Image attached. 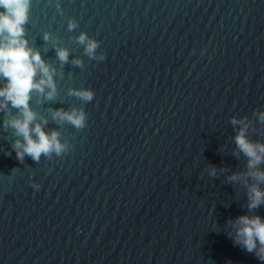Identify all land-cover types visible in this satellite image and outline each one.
Wrapping results in <instances>:
<instances>
[{
  "label": "water",
  "instance_id": "water-1",
  "mask_svg": "<svg viewBox=\"0 0 264 264\" xmlns=\"http://www.w3.org/2000/svg\"><path fill=\"white\" fill-rule=\"evenodd\" d=\"M23 28L55 69L29 106L66 150L17 160L0 109V264H264L235 243L238 217L264 219V161L235 142L264 144V0H30Z\"/></svg>",
  "mask_w": 264,
  "mask_h": 264
},
{
  "label": "clouds",
  "instance_id": "clouds-1",
  "mask_svg": "<svg viewBox=\"0 0 264 264\" xmlns=\"http://www.w3.org/2000/svg\"><path fill=\"white\" fill-rule=\"evenodd\" d=\"M29 6L30 0H0V82H2L0 83V109H6L10 103L12 107L19 110L18 118L4 122L23 138V142L17 140L13 145L19 161H22L26 155L34 161H39L41 154L60 155L66 150V145L59 140L57 131L46 133L42 127L45 121L35 123L36 113L29 106L33 90L45 93L49 99L55 93L53 80L55 69L41 58L38 51L29 47L27 40L24 39L23 25L28 19ZM68 26L73 28L75 25L70 22ZM44 38L48 39L47 34ZM77 39L85 45L86 53L94 57L98 41L89 38L85 33H81ZM200 54H204L203 49ZM68 55L66 49H57L60 61H66ZM99 59L104 60L105 55H100ZM74 62L80 63L79 60ZM37 75L39 79H35ZM46 88L47 92H45ZM76 94L86 101L94 98V92L90 89L81 90ZM54 117L66 120L78 128L85 126L86 116L82 110L73 109L67 112L57 109ZM260 119L264 120V113L261 114ZM232 123L236 124L238 121L233 119ZM235 142L249 158L250 168L264 161V144L249 141L243 128L235 136ZM254 175L257 179L264 180V172H256ZM32 187L38 191L40 185L33 184ZM261 204H264V190L254 186L250 191L248 207L254 209ZM236 224L235 243L243 245L248 252L255 251L258 258L264 260V219L260 216L244 215L237 218Z\"/></svg>",
  "mask_w": 264,
  "mask_h": 264
}]
</instances>
